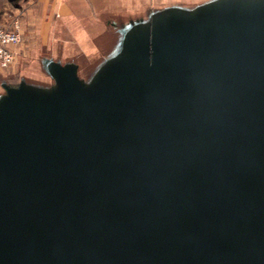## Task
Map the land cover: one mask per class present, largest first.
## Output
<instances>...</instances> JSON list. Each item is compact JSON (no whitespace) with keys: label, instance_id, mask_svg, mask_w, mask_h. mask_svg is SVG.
I'll list each match as a JSON object with an SVG mask.
<instances>
[{"label":"water","instance_id":"95a60500","mask_svg":"<svg viewBox=\"0 0 264 264\" xmlns=\"http://www.w3.org/2000/svg\"><path fill=\"white\" fill-rule=\"evenodd\" d=\"M44 68L0 96V264H264V0Z\"/></svg>","mask_w":264,"mask_h":264},{"label":"crops","instance_id":"0c3cea01","mask_svg":"<svg viewBox=\"0 0 264 264\" xmlns=\"http://www.w3.org/2000/svg\"><path fill=\"white\" fill-rule=\"evenodd\" d=\"M214 1L32 0L23 8L20 18L23 42L15 51L18 57L31 50L45 48L47 53L41 60L43 65L45 60L61 66L75 65L79 78L88 83L117 54L127 32L143 25L153 27L157 17L168 10L193 11ZM79 56L97 65L88 79L80 75ZM44 70L52 84L44 86L22 79L18 86L24 81L29 85L52 88L56 80Z\"/></svg>","mask_w":264,"mask_h":264},{"label":"rangeland","instance_id":"374dc122","mask_svg":"<svg viewBox=\"0 0 264 264\" xmlns=\"http://www.w3.org/2000/svg\"><path fill=\"white\" fill-rule=\"evenodd\" d=\"M30 1L32 0H0V24H10L13 20L20 19L24 6ZM46 53L45 48H39L31 50L27 55H18L14 64L0 75V95L5 92L3 84L17 87L22 79L38 85L52 84L53 82L46 74L41 62ZM77 59L80 61L81 77L88 79L97 65L91 64L90 60L83 56H79Z\"/></svg>","mask_w":264,"mask_h":264},{"label":"built area","instance_id":"2783aa9c","mask_svg":"<svg viewBox=\"0 0 264 264\" xmlns=\"http://www.w3.org/2000/svg\"><path fill=\"white\" fill-rule=\"evenodd\" d=\"M23 42L21 20L15 19L10 24H0V75L16 61L15 48Z\"/></svg>","mask_w":264,"mask_h":264}]
</instances>
